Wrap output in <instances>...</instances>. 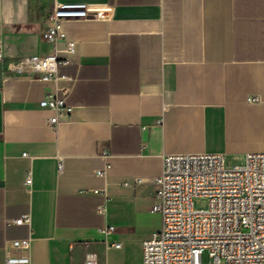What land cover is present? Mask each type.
<instances>
[{"label": "crops", "instance_id": "1", "mask_svg": "<svg viewBox=\"0 0 264 264\" xmlns=\"http://www.w3.org/2000/svg\"><path fill=\"white\" fill-rule=\"evenodd\" d=\"M56 2L112 13L63 21L68 54L37 35ZM0 42V264L22 238L29 264H139L162 154L264 151V0H0ZM54 52L71 85L5 68ZM59 87L50 128L38 101Z\"/></svg>", "mask_w": 264, "mask_h": 264}, {"label": "built area", "instance_id": "2", "mask_svg": "<svg viewBox=\"0 0 264 264\" xmlns=\"http://www.w3.org/2000/svg\"><path fill=\"white\" fill-rule=\"evenodd\" d=\"M111 13L112 6L105 2H56L37 35L54 46L62 44L61 50L71 54L73 42L65 37L63 21ZM66 63L54 52L16 57L7 61L5 68L38 73L43 82L60 80L71 85V77L56 73V67ZM68 88L59 87L60 96L49 92L38 101L40 107L52 112L46 120L50 128H55L67 114L63 96ZM247 100L259 99L250 96ZM160 159V171L153 178L156 202L150 207V211L159 213L160 227L141 241L139 264H203L199 256L204 250L209 264H264V151L246 153L245 163L231 169L224 168L220 154L210 152L164 153ZM108 167L106 163L95 174L103 175ZM28 183L26 177L24 184ZM195 197L205 198L206 206L193 208ZM28 221L27 215H21L11 223ZM28 242V238L6 241L4 264H29ZM108 246L117 248L119 243ZM10 250L17 255H10ZM82 264H95L94 255L86 253Z\"/></svg>", "mask_w": 264, "mask_h": 264}, {"label": "rangeland", "instance_id": "3", "mask_svg": "<svg viewBox=\"0 0 264 264\" xmlns=\"http://www.w3.org/2000/svg\"><path fill=\"white\" fill-rule=\"evenodd\" d=\"M223 166L226 169L242 166L245 163V156L229 155L223 156ZM193 208H204L206 206V199L202 197H195L192 199ZM199 260L203 264H209L210 258L207 255V251L204 250L199 256Z\"/></svg>", "mask_w": 264, "mask_h": 264}]
</instances>
